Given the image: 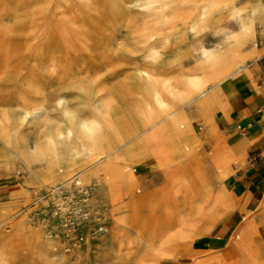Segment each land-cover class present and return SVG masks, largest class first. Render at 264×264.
<instances>
[{"label":"rangeland","instance_id":"374dc122","mask_svg":"<svg viewBox=\"0 0 264 264\" xmlns=\"http://www.w3.org/2000/svg\"><path fill=\"white\" fill-rule=\"evenodd\" d=\"M252 8V0H0V264H264V240L252 229L254 255L243 244L228 253L234 234L264 209L263 193L252 209L232 193L221 220H230V230L220 238L204 231L202 209L221 182L231 193L230 175L241 177L244 166L237 156L231 173L214 179L219 168L204 166L211 152L204 146L213 149L205 160L212 165L214 134L224 135L197 99L178 101L183 84L171 83L218 51L256 48V38L264 43V14L251 19ZM256 55L248 66L264 60H250ZM156 92L184 106L188 137L170 128L156 133L154 120L167 115ZM237 122L234 131L220 127L247 134ZM205 127L209 134L198 133ZM150 134L157 145L144 147ZM246 156L259 160L254 150ZM152 169L162 171V182L149 175ZM75 176L95 190L105 231L64 227L74 217L60 199ZM58 184L61 192L53 193ZM55 216L60 228L86 239L77 249L65 240L75 250L64 261L61 234L50 236ZM193 221L198 227L190 228ZM208 241L215 250L202 255ZM164 245L176 253L161 257Z\"/></svg>","mask_w":264,"mask_h":264},{"label":"crops","instance_id":"0c3cea01","mask_svg":"<svg viewBox=\"0 0 264 264\" xmlns=\"http://www.w3.org/2000/svg\"><path fill=\"white\" fill-rule=\"evenodd\" d=\"M256 9V12H254L252 9V15L250 16L251 19L259 18L264 14V2L259 0V5ZM255 44L256 48L246 51L240 50L238 46H233L226 49L225 59L227 63L226 66L229 70H223L222 67L220 71L214 67L212 61L213 56L217 54L216 52L212 57L199 66L193 75L189 76L185 80L183 79L180 83L179 81L175 82L174 80L171 82L175 83L176 85L183 84V86H185H182L178 90V92L175 94V98L178 99V101L189 97H192L195 100L197 99L198 106L201 111L207 117L214 115V122L219 124L220 130L225 136H221L219 133L214 134L217 136L216 139L219 148L216 152V155L211 158L212 165L206 164L205 160L209 159L213 154V149L207 143H205L204 146L209 148L211 151L208 155H206V157H204L206 159H202L205 163L204 166H210V169L211 167L214 168L215 166H218L219 168V172L212 174L214 179L222 181V179L228 176L232 170L231 166H234L231 164V161L237 156H241L240 166H244L243 175L241 177H237L235 173L230 175L234 178L230 182L231 193L228 192V187H226V185L221 182L220 189H218L213 194V196L207 201L208 205L204 206L202 209L201 215L207 218L209 221L208 225L205 226L204 231L213 230L211 233L213 238L223 237L222 232H225L226 229L228 230L230 228V220H221L228 214L226 201L232 193L239 194V196H241L240 203L246 205L245 207L249 209H252L251 206H253V203L258 201V198L256 197L257 192L263 193L260 203L264 201V60L262 62H256L251 66L247 65L249 58L256 53L257 55L250 60L257 61L262 58L264 59L263 41L260 38H256ZM219 90H222V94L219 98H217V93ZM237 92H239V98L237 100L241 107L240 105L236 104ZM155 97L157 103L164 107V110L167 114L166 117L154 120L153 127L157 128L156 133H158L161 129L170 128L176 129L181 138L188 137L190 135L191 129L186 126V117L183 112L184 106L181 105L173 107L164 98H162L159 92L155 93ZM217 112L222 113L219 122L215 119V114ZM190 114H194V112L190 110ZM168 118L170 120L167 123L165 121ZM235 120H238L236 123V128L238 124L244 125L248 122H252V127L248 129L247 134L239 135L238 132H231L228 135L225 134L220 125L223 124L232 126ZM253 123H256L255 126ZM181 124H183L184 129H180L178 127ZM233 129L234 128L232 126V131H234ZM198 133L201 135H206L210 132H208L207 128L205 127L199 130ZM156 137V134L145 136L142 139V144H144V147L148 142H152L157 145V142H155ZM253 138L256 139L253 141V143H251ZM195 144L196 140H194L191 151H193ZM230 147L232 148L230 152H222L226 149H230ZM249 150H254L259 156V160H248L246 154ZM188 154L190 155L191 153L187 152L186 155ZM180 155L184 156V153H181ZM187 157L188 156H185L184 158ZM182 166L190 165L185 162ZM233 169L236 170V165L233 167ZM149 175L158 178L159 183L163 181L164 175L161 170L152 169L149 171ZM209 183L210 185L212 184L211 182ZM260 203L258 207L260 206ZM232 220H234V223L237 222L236 216L232 215ZM215 221L219 222L217 223ZM247 225L246 227L241 226L239 231L234 234V239L230 244V250L228 253L236 254L239 250V245L243 244L246 245V248L249 251H252V256L254 255L256 251L252 245V239L247 237L249 236L248 231L252 229L254 232H257L264 240V209L256 213L255 218ZM196 227H198V225L195 221H193L190 228ZM216 232L217 235H215ZM173 241H175V238H172L170 243ZM205 243L206 244H203L202 247L206 249L207 252H204L202 255L215 250L211 248L213 246V241H208ZM158 251L163 252L161 257L171 256L176 253L173 249H170L168 245L162 246ZM183 256L195 257L193 254H183Z\"/></svg>","mask_w":264,"mask_h":264},{"label":"bare ground","instance_id":"6f19581e","mask_svg":"<svg viewBox=\"0 0 264 264\" xmlns=\"http://www.w3.org/2000/svg\"><path fill=\"white\" fill-rule=\"evenodd\" d=\"M259 5V0H252V6H253V11H257V6ZM225 51H218L217 54L213 56V65L215 68L218 70L222 69L223 70H229L228 67L226 66V59H225ZM221 67V68H219ZM242 69V68H241ZM199 70V69H198ZM221 71V70H220ZM144 145V144H143ZM232 171V170H231ZM51 191L53 193H60L61 192V185H55L51 188ZM61 201V206L62 207H68L73 210V217L74 220V228H77L79 230L83 229L85 226L90 225V231L91 234H95L96 232H103L105 231V220L107 219L104 216V210L102 208H98L95 206V190L89 186V184L85 183L81 178L78 176L74 177V183H73V189L71 191L67 192L66 191V197L60 199ZM62 201L64 203H62ZM85 210L82 212V210ZM82 212V213H81ZM88 213V217H84V214ZM59 220L58 217L55 216L54 222L52 223L53 226L55 227V232L54 234L50 236H57L61 234L60 238L63 240H60V242L63 244L62 252L60 254V257L62 261H64V256H69L72 254V252L79 248L81 246V242H79L76 237L70 233L69 230H65L60 228L59 226ZM74 230V229H73ZM107 231V229H106ZM129 236V235H128ZM84 240H86L83 237ZM75 247L73 251L72 246L68 247L66 246V241ZM80 245V246H79ZM67 251H70V253H67Z\"/></svg>","mask_w":264,"mask_h":264},{"label":"built area","instance_id":"2783aa9c","mask_svg":"<svg viewBox=\"0 0 264 264\" xmlns=\"http://www.w3.org/2000/svg\"><path fill=\"white\" fill-rule=\"evenodd\" d=\"M251 127H252V122H248L244 125L243 124L237 125V128L240 130V132H247L248 129H250ZM84 217H88V213H85ZM73 226L74 224H73L72 218H69V216H67L64 220V227H67L69 229V228H73ZM79 240H83V237L80 236Z\"/></svg>","mask_w":264,"mask_h":264}]
</instances>
